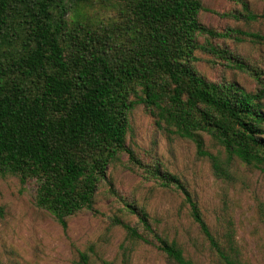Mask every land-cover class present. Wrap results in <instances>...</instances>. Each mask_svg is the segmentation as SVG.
<instances>
[{"label":"trees","instance_id":"obj_1","mask_svg":"<svg viewBox=\"0 0 264 264\" xmlns=\"http://www.w3.org/2000/svg\"><path fill=\"white\" fill-rule=\"evenodd\" d=\"M104 2L115 11L106 24L87 20L82 3L67 20L73 7L64 0H0V176L17 177L22 185L35 181L36 206L66 228L69 217L92 210L108 166L120 155L144 168L126 146L137 106L158 127L192 141L217 176L229 178L234 159L264 172V72L210 42L262 43L264 35L204 26L201 0ZM243 8L247 21L264 19L244 2ZM198 51L214 64L249 72L257 91L205 79L194 66ZM204 134L224 150L225 161L207 151ZM145 174L182 192L221 264H244L232 234L226 244L217 240L177 177L157 169ZM129 208L168 260L196 264L177 242L154 231L145 211ZM117 224L131 239L150 243L138 226ZM79 264H91L87 252L80 253Z\"/></svg>","mask_w":264,"mask_h":264},{"label":"rangeland","instance_id":"obj_2","mask_svg":"<svg viewBox=\"0 0 264 264\" xmlns=\"http://www.w3.org/2000/svg\"><path fill=\"white\" fill-rule=\"evenodd\" d=\"M241 1L250 12L264 15V0ZM82 2L64 0L66 6L73 7L67 20L74 17ZM89 2L79 5L87 20L106 24L115 17L114 9L104 0ZM201 2L204 10L199 21L204 26L219 32L237 29L264 35V19L247 21L240 16L243 2ZM198 40L201 44L206 42L204 37ZM210 42L264 72V42H237L232 38ZM196 56L195 69L208 81L234 83L247 92L257 91V81L249 72L225 67L223 61L214 64V58L201 51ZM204 138L207 151L219 154L225 161L224 150L209 135L204 134ZM126 146L144 168L139 170L132 165L126 153L120 155L108 166L92 210L69 217L66 228L36 206L35 181L22 185L17 177L0 176V264H79L83 252L89 254L91 264H175L155 247L153 237L141 227L129 206L145 211L154 231L177 242L188 259L196 264H221L193 221L182 192L147 179L145 173L149 169L177 177L197 201L217 240L226 244L227 234H232L244 264H264L263 171L234 159L230 177L217 176L211 161L198 156L192 141L158 127L143 106L132 112ZM117 221L138 226L150 243L131 239Z\"/></svg>","mask_w":264,"mask_h":264}]
</instances>
